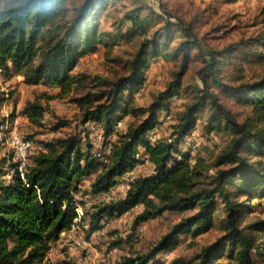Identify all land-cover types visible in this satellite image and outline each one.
Wrapping results in <instances>:
<instances>
[{
  "label": "trees",
  "instance_id": "1",
  "mask_svg": "<svg viewBox=\"0 0 264 264\" xmlns=\"http://www.w3.org/2000/svg\"><path fill=\"white\" fill-rule=\"evenodd\" d=\"M134 1L112 33L100 22L110 0H0L1 75H20L27 85L49 83L70 93L85 129L89 123L101 126L106 137L118 130L113 128L117 120L130 118L101 147L88 139L82 144L71 133L43 141L37 152L29 150L22 171L13 149L3 158L0 175L8 178L0 181V264H57L49 250L62 233L79 221L92 233L106 218L137 205L142 209L134 226L164 212H191L146 251L124 255L118 264H165L159 256L175 247L181 234L196 236L211 228L220 235L196 254V264L222 258L230 264H264V0L257 29L219 47L197 33L198 16L186 21L164 2L155 12ZM136 38L123 64L125 74L108 78L74 71L78 58L101 44L110 48ZM158 56L173 61L171 77L150 102L134 105L149 60ZM45 109L37 100L24 106L37 125ZM163 117L172 119L169 135L151 139ZM5 120L1 116L0 127ZM198 122L206 134L222 136L212 158L181 147ZM67 124L59 120L52 129ZM141 160L151 170L135 174L122 198L93 202ZM78 205L83 213L75 221Z\"/></svg>",
  "mask_w": 264,
  "mask_h": 264
},
{
  "label": "rangeland",
  "instance_id": "2",
  "mask_svg": "<svg viewBox=\"0 0 264 264\" xmlns=\"http://www.w3.org/2000/svg\"><path fill=\"white\" fill-rule=\"evenodd\" d=\"M133 2L137 1L110 0L100 18L102 29L115 32L122 15ZM138 2L152 7L155 12L160 11L159 3L164 2L168 10L180 14L186 21L198 16L194 23L197 33L204 36V42L217 47L257 29L260 20L258 10L262 4V0H138ZM127 25L128 23L123 24V28ZM137 42V38L130 42L120 41L110 48L101 44L95 53H87L79 57L74 71L90 75L99 74L108 78L125 74L126 69L123 64L132 56ZM173 68L172 60L160 56L150 59L143 86L134 95V105H145L150 102L151 97L164 88L171 77ZM69 98L70 93L65 95L58 87L49 83L27 85L20 75L5 78L0 74V118L6 117L5 124L8 126L6 137L4 135L5 139L12 136L27 139L32 143L30 148L32 152L42 149L43 141L71 133L79 135L82 144L85 139H88L93 145L96 143L101 146L104 139H115V134L122 131V127L124 128L130 120L128 116L122 118L123 126L106 137L101 126L85 129L86 127L80 122L78 107L70 102ZM32 100L45 105L41 125L32 122L24 112L26 102ZM180 102L178 100L171 105V112H175ZM11 113L14 116L7 120ZM63 119L67 120L68 124L56 131L53 130L54 124ZM161 120L151 139L169 135L172 119L163 117ZM221 139L222 136L215 132L210 134L203 132L201 122H198L194 132L187 137L181 147L183 150L190 149L192 155L199 152L200 155L209 159L219 149ZM11 154L12 148L9 143H0V165L3 158L7 159ZM150 170V164L146 160H141V165L135 170L134 175L146 174ZM0 176H2L0 181L8 178L5 174ZM87 181L83 184L84 188L89 182ZM114 189L116 198L120 199L127 188L120 187L117 182ZM141 209L142 206L137 205L118 217L106 218L102 229H96L92 233L88 231L86 221H82L84 224L79 221L80 223L75 224L73 229L62 233L59 240L52 244L49 258L57 264L64 259L77 264H118L124 255L146 251L175 222L191 212L189 210L164 212L157 218L148 219L134 226V217ZM219 235L220 232L215 228L196 236L181 234L177 245L159 257L165 264H196L193 261L196 254ZM217 264L230 263L222 258Z\"/></svg>",
  "mask_w": 264,
  "mask_h": 264
},
{
  "label": "built area",
  "instance_id": "3",
  "mask_svg": "<svg viewBox=\"0 0 264 264\" xmlns=\"http://www.w3.org/2000/svg\"><path fill=\"white\" fill-rule=\"evenodd\" d=\"M14 122H16V120H14ZM12 124H14V123H12ZM122 124H124L123 119H119L115 122L113 128L115 130L119 129L120 127L123 126ZM89 125H91V128H94V125H92V123H89ZM7 132H8V126L6 124L2 125L0 127V143H6V142L9 143L11 148L14 150L15 156L17 158L18 169H19V171H22L24 164H25V161H26L27 153L30 150L32 143H31V141H29L27 139H20L16 136H12V137L10 136L11 138L5 139ZM4 135H5V137H4ZM94 145L96 147L102 146V145L99 146V144H96V143H94ZM107 151H108V149H107ZM140 165L141 164H137L131 171L127 172L121 180L118 181V184L120 187H124V186L126 188L128 187L129 181L132 180L135 170H137V168ZM115 191L116 190L113 188L108 192L97 194L94 197L93 202L100 204V205H104V204H108V203L113 202V201H117L119 199L116 198ZM75 210L77 212V216L75 217V221H78L80 219V216L83 213L82 208L78 205L75 208ZM98 232H99V230H98ZM68 241H70V240H68Z\"/></svg>",
  "mask_w": 264,
  "mask_h": 264
}]
</instances>
